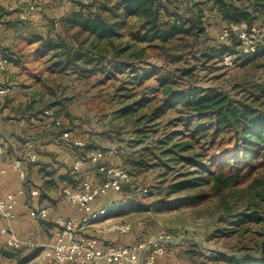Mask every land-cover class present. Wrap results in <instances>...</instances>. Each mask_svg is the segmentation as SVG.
I'll return each instance as SVG.
<instances>
[{"label": "rangeland", "instance_id": "1", "mask_svg": "<svg viewBox=\"0 0 264 264\" xmlns=\"http://www.w3.org/2000/svg\"><path fill=\"white\" fill-rule=\"evenodd\" d=\"M157 1L160 21L172 20L174 14L192 17L197 9H205L208 16L204 18V32L198 37L183 36L166 44L133 40L127 30H123L121 38L99 40L55 22L28 26L19 32L9 55L13 92L28 96L27 104L19 111L31 106L39 115L35 119L50 123L51 128L61 133L68 131L80 136L85 146L79 147V154L99 151L103 160H112L127 169L136 185L151 189L148 198L136 200L133 206L128 204L114 219L136 224L133 233L136 239L158 231L180 237L157 264H228L229 256L260 258L264 249V164L247 172L239 184L220 191L213 188V183L176 191V185L188 174L183 162H173L170 153L164 154L183 137L179 132L183 129L181 124L171 123L175 113L150 120L154 107L161 101L160 94L132 114L125 116L120 111L130 103V95L135 91L158 88L157 76L176 80L177 90L211 89L249 100L255 87L264 84V57L254 60L255 54L239 55L231 66H225L224 53L220 55L212 50L222 24L215 16L211 0ZM254 12V18L264 13ZM135 23L133 19L131 27ZM48 42L85 50L95 60L64 68V57L54 56L62 48L50 51L45 48ZM134 68L141 69L142 75L148 74L143 70L157 74L145 76V85L139 89L135 85ZM186 71L189 73L183 75ZM12 112L9 108L7 113ZM56 119L60 124H55ZM189 120L192 124L200 122L202 128L211 127L206 115ZM222 145L223 150L207 152L209 162L219 155L230 157L234 145L227 139ZM195 147L200 150V144ZM110 150L116 153L110 154ZM223 160H217L214 166L227 169ZM141 161L146 164H140ZM79 185L80 181L71 180L68 187L76 189ZM192 194L204 197L177 202ZM241 213H255L259 220L236 225Z\"/></svg>", "mask_w": 264, "mask_h": 264}, {"label": "trees", "instance_id": "2", "mask_svg": "<svg viewBox=\"0 0 264 264\" xmlns=\"http://www.w3.org/2000/svg\"><path fill=\"white\" fill-rule=\"evenodd\" d=\"M216 4L225 22L251 23L254 19L253 11L239 9L223 0H216ZM74 5L75 8L62 18V25L77 28L78 31L99 40L121 38L123 30H127L133 40L145 43L159 41L166 44L183 36L198 37L205 30L203 22L208 15L205 9L200 8L192 17L174 14L172 20L160 21V6L157 0H74ZM3 12L4 9L0 8V15ZM133 19L136 20L135 27H131L130 24ZM207 22L210 24V20ZM5 23L14 26L17 21ZM216 39L212 50L220 55L236 45L221 43L218 38ZM63 44L48 42L45 48L50 51H56L59 46L62 48V52L54 53V56L64 57V68L66 65L75 66L79 62L88 64L95 60V57L85 50ZM205 56H208V53H205ZM209 56L212 58V55ZM261 57H264V50L255 53L253 59L258 60ZM134 70L137 80L135 85L139 89L145 85V76L151 77L157 74V71L143 70L148 74L142 75L141 69L134 68ZM188 73L189 71H186L183 75ZM156 82L158 88L154 87L152 91H135L131 94L130 103L120 113L125 116L132 114L148 106L159 94L161 101L154 107L150 120L154 121L170 112L175 113L171 123L181 124L183 129L179 132L184 138H180L177 143L166 149L164 154L170 153V160L173 162H183L188 174L184 181L176 185V191L209 183H213V188L220 191L225 187L239 184L241 177L247 172L255 171L264 164V84L255 87V93L249 95V100H240L211 89L177 90L174 88L177 81L167 76H157ZM29 108L27 111H33L31 106ZM33 114L39 116L36 111H33ZM199 115H206L210 119L211 127L202 128L200 122L195 124L190 122L189 118ZM225 139L234 145L231 152L229 151L230 157L219 155L214 161L209 162L207 152L213 149L223 150L222 142ZM196 144H200L199 151L195 147ZM217 160H223L227 169H217L214 166ZM140 164L146 163L141 161ZM203 197L202 194H192L177 202L200 200ZM135 201L131 199L130 206H133ZM125 208H120L116 213H122ZM241 214L235 221L236 225L244 224L249 220H259L255 213ZM226 261L228 264H264V249L260 258L229 256Z\"/></svg>", "mask_w": 264, "mask_h": 264}, {"label": "crops", "instance_id": "3", "mask_svg": "<svg viewBox=\"0 0 264 264\" xmlns=\"http://www.w3.org/2000/svg\"><path fill=\"white\" fill-rule=\"evenodd\" d=\"M211 1L220 24L225 23L216 0ZM223 1L239 9L253 12L264 11V0ZM0 8L5 11L0 15V46L11 55V47L15 46V38L19 32H24L28 26L37 27L54 22L61 24L62 18L73 10L75 5L74 0H0ZM30 9H32V16L22 18L21 14H27L26 12ZM263 16L264 13L262 17L254 18L252 22L261 21ZM7 21H17V24L9 26L5 23ZM9 71L12 72L11 65ZM26 98L28 99V96L19 95L16 91L8 95H0V194L17 193L19 188L25 191L23 195L18 196L14 216L0 220V264H58L42 257L43 249L53 242L56 228L54 219L57 216L80 218L79 211L64 197L62 189L68 186L71 180L81 181L85 173L90 174L95 182L99 180L100 175L96 166L90 163H85L79 173L72 171L77 156L86 155L77 152L81 148L73 145L72 139L83 141L82 138L70 132L72 139H64L62 133L66 131L61 133L51 128L50 123L35 119L38 117L34 116V110L19 111L27 104ZM28 103L30 104V101ZM9 108L13 110L12 113H7ZM20 138L26 141L32 140L35 143L37 149L34 151L36 154L34 160L27 157L28 151L24 147L26 141ZM16 159L22 160L21 170L12 167ZM103 162L118 165L112 160H103ZM32 188L37 189L39 195L32 196L30 193ZM119 197L118 194L110 195L97 201L96 205ZM36 207H50V218L48 220L33 218L30 210ZM117 214L114 213L108 221L95 224L88 229L87 234L98 235L118 243L133 239V235L119 237L116 234L104 235L99 232L102 228L117 222L114 219ZM11 237L20 241L22 246L14 248L9 245L8 240ZM28 240H32L35 246L29 247L26 244Z\"/></svg>", "mask_w": 264, "mask_h": 264}, {"label": "built area", "instance_id": "4", "mask_svg": "<svg viewBox=\"0 0 264 264\" xmlns=\"http://www.w3.org/2000/svg\"><path fill=\"white\" fill-rule=\"evenodd\" d=\"M199 1L207 2L208 0ZM26 13H22L21 17L32 16V9ZM217 38L221 43L236 44L231 50L226 51L222 58L225 66H231L239 55H253L264 50V16L259 22H225ZM10 62L9 54L0 46V95L13 92V78L9 71ZM55 124H60V120L56 119ZM62 137L72 139L68 131L62 133ZM72 144L76 147L85 146L83 141L74 139H72ZM24 147L28 151L27 157L34 160L36 158L34 151L37 149L35 143L27 140ZM109 153L115 154L116 151L110 150ZM85 163L96 166L100 178L95 182L90 174L85 173L78 188L63 187L64 197L77 208L80 218L55 217L56 228L53 242L43 249V259L58 264H156L157 260L166 254L168 248L176 240H180V237L158 231L154 235L137 239L134 237L129 242L118 243L98 235L87 234L88 229L99 222L108 221L120 208L127 206L131 199L148 198L151 195V189L136 185L130 172L123 166L103 162V154L99 151L77 156L72 171L79 173ZM12 167L21 170L22 160H14ZM24 192L23 188H19L17 193L0 194V220L14 216L18 196L23 195ZM30 193L32 196L39 195V191L35 188H32ZM113 194H118L120 197L96 205L100 199ZM30 215L35 219L48 220L51 208H32ZM135 230L136 224L131 222H113L99 232L104 235L131 236ZM8 244L14 248L22 246V243L13 237L8 240ZM26 244L29 247L35 246L32 240H28Z\"/></svg>", "mask_w": 264, "mask_h": 264}]
</instances>
